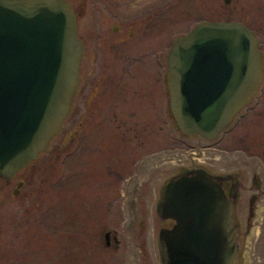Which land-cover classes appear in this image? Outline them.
Segmentation results:
<instances>
[{
	"label": "flooded vegetation",
	"instance_id": "flooded-vegetation-1",
	"mask_svg": "<svg viewBox=\"0 0 264 264\" xmlns=\"http://www.w3.org/2000/svg\"><path fill=\"white\" fill-rule=\"evenodd\" d=\"M63 1L82 47L77 91L50 149L0 177V264H16L25 231L30 245L38 227L72 225H81L79 264H161L159 231L176 222L157 204L183 168L231 176L218 183L237 226L233 264H264V73L214 140L178 129L167 74L169 50L201 23L242 24L264 60L261 0ZM61 235L66 253L70 234Z\"/></svg>",
	"mask_w": 264,
	"mask_h": 264
},
{
	"label": "water",
	"instance_id": "water-1",
	"mask_svg": "<svg viewBox=\"0 0 264 264\" xmlns=\"http://www.w3.org/2000/svg\"><path fill=\"white\" fill-rule=\"evenodd\" d=\"M82 47L63 0H0V177L50 149L70 111ZM264 60L242 24L201 23L168 52L171 115L185 135L214 140L256 94ZM215 176L183 168L160 192L161 264H233L232 202Z\"/></svg>",
	"mask_w": 264,
	"mask_h": 264
},
{
	"label": "rangeland",
	"instance_id": "rangeland-1",
	"mask_svg": "<svg viewBox=\"0 0 264 264\" xmlns=\"http://www.w3.org/2000/svg\"><path fill=\"white\" fill-rule=\"evenodd\" d=\"M259 1H252V4L254 6V3L257 4ZM261 9L263 11V17H264V0H261ZM258 37L261 43V51L264 54V18H263V25L261 29L259 30ZM244 130L242 128L239 129L238 132L243 134ZM264 137V136H263ZM61 165V164H60ZM76 174V173H72ZM154 197V193H151V198ZM26 203L30 205L32 203L31 199H27ZM79 214V212H78ZM64 227V226H63ZM62 226H60V229H52L50 227L44 226L43 228L38 227L34 229L33 235L36 236V240L31 241V244L25 242V229L27 230V227L22 228V231L24 232L22 236V242L21 243V250L19 254H22L19 256L15 261L12 263L16 264H68V261H70V264H79V260L81 258L80 253V244L82 245V238H81V225H72L70 230L64 231ZM104 227V226H102ZM117 229V226L114 227ZM138 228V227H137ZM122 226L118 227L119 234H122ZM90 227L87 226V232L90 233ZM62 233L70 234V242H69V251L65 253V241L62 238ZM89 242L88 244H90ZM29 245V246H28ZM89 247V246H88ZM105 251L102 249V253L99 256V258L105 257ZM93 251L89 253L88 260L91 258H95V256H92ZM68 255V256H66ZM9 260V258H8ZM101 260V259H100ZM93 261V259H92Z\"/></svg>",
	"mask_w": 264,
	"mask_h": 264
}]
</instances>
